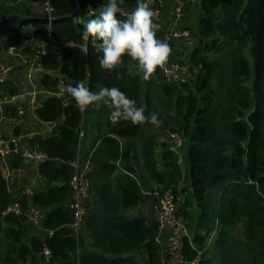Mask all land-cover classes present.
I'll return each mask as SVG.
<instances>
[{
  "label": "trees",
  "instance_id": "trees-1",
  "mask_svg": "<svg viewBox=\"0 0 264 264\" xmlns=\"http://www.w3.org/2000/svg\"><path fill=\"white\" fill-rule=\"evenodd\" d=\"M48 1L53 17L74 7L72 0ZM96 1L100 12L106 0ZM77 3L71 17H52V41L39 60L38 84L50 94L38 95L33 112L39 121L54 122L49 133L28 139L46 155L36 169L42 183L28 196L13 197L0 165V264H44L43 247L49 250L46 264H159L157 224L150 212L155 198L149 191L165 188L173 190L177 215L191 227L179 242L183 259L199 254L197 264H264V0H199L185 8V15L195 9L190 16L192 26L185 16L189 36L177 42L187 44L194 38V43L187 51L191 79L180 85L166 83L157 70L144 81L142 73L129 70L127 56L113 71L101 69L102 54L82 40L83 24L73 22L77 16L84 22L88 19L86 0ZM120 7L132 12L136 0H124ZM10 13L19 16L12 14L0 21V50L20 47L30 34L46 38V21L32 16L25 2L0 0V18ZM154 23L160 25L157 38L163 40L162 24ZM22 50L28 52L26 44ZM58 77L63 85L83 81L92 92L118 87L146 115L156 113L161 121L156 129L165 138L173 132L190 139L187 158L181 154L186 170L179 163L181 150L170 149L167 139L151 134L138 142L142 127L153 125H113L109 120L112 109L103 103L80 113L73 101L54 95ZM1 87L8 94L16 92L8 81ZM4 115L14 117V108L5 105ZM81 120L86 134L92 136L91 167L84 234L76 238L67 203L71 198L69 162L76 154V127ZM16 157L9 158L8 164L16 162ZM181 180L186 186H180ZM13 199L19 202L21 213L4 214ZM143 203L149 216L127 213ZM191 204L197 208L193 219L187 212ZM29 207L41 212V230L30 229ZM237 224L242 238L231 233ZM215 228L212 248L204 247Z\"/></svg>",
  "mask_w": 264,
  "mask_h": 264
},
{
  "label": "built area",
  "instance_id": "built-area-1",
  "mask_svg": "<svg viewBox=\"0 0 264 264\" xmlns=\"http://www.w3.org/2000/svg\"><path fill=\"white\" fill-rule=\"evenodd\" d=\"M170 6V19L168 26L164 28L163 41L169 43L177 42V40L185 39L189 36V29L184 25L185 8L196 4L199 0H167ZM147 2V0H146ZM97 4L96 0H86L87 12L86 18H94L99 14L98 9L95 8ZM37 5L40 8V16L45 18L46 21V38L38 39L31 34L23 40V45L20 47L8 46L3 49L2 53L6 60V63H0V119L5 117L4 107L5 105H13L17 99V92L14 94H8L3 89L2 83L19 67L21 70L22 79L24 78L28 90L26 92L28 98L36 103L38 95H49L50 93L42 91L38 84L39 73L42 72L39 60L48 51V43L52 41V37L49 31V23L53 17V8L49 4L48 0H37ZM162 5V0H151V8L156 12L154 21L158 19V13ZM51 7L52 12L49 13L48 9ZM122 15L131 13L126 9H121ZM87 19V20H88ZM30 32V30H29ZM27 45L28 54H24L22 48ZM68 44L70 43H63ZM62 44V45H63ZM58 49L57 46L54 47ZM159 77L166 83L183 84L191 79V68L188 62H180L173 60L169 57L168 63L163 68H157ZM59 86L63 85L60 77H58ZM59 95V89L54 94ZM14 117H21L24 113L21 105H13ZM37 122L41 125V132L49 133L52 129L54 122ZM38 134V133H37ZM76 134L78 138L77 150L73 159L69 162L71 167V175L68 181V185L71 189V198L67 203L68 208L72 214V221L70 223L73 235L77 238L82 230V220L85 214L84 203L88 198V179L87 175L90 169L91 160L89 159L90 151L84 158H81L78 151L81 145V141L85 138L84 122L81 120L76 127ZM35 133H28L27 138H32ZM23 136L18 134L2 135L0 133V165L3 167L7 165V160L13 156H18L21 160L30 162L34 165H38L39 162L46 159V155L41 152L37 145H31L28 141L23 139ZM179 136L176 133L168 132L167 140L170 144V149H176L178 147ZM90 150V149H89ZM143 193H148L143 191ZM150 196L155 198V202L152 205V216L157 224V235L155 236V242L159 245L160 250L166 253H175L178 251L179 242L182 237H187V230L182 222V219L177 215V199L171 188H165L161 191L152 189L149 191ZM26 212L27 222L37 230L40 229L41 212L38 208L29 207ZM4 214L19 215L21 213V206L16 199H13L7 204L3 210ZM51 233L50 230L47 232ZM213 232L205 241V245L209 246ZM163 236V238H162ZM204 246V247H206ZM43 263L46 264L49 261V250L43 247L40 252ZM199 254L194 258L185 260L180 258L178 264H197Z\"/></svg>",
  "mask_w": 264,
  "mask_h": 264
},
{
  "label": "clouds",
  "instance_id": "clouds-1",
  "mask_svg": "<svg viewBox=\"0 0 264 264\" xmlns=\"http://www.w3.org/2000/svg\"><path fill=\"white\" fill-rule=\"evenodd\" d=\"M123 3L124 0H106L94 18L84 22L77 16L73 22L83 24L82 40L102 54L99 58L101 69L111 72L123 64L127 56L136 62L143 80L149 81L157 68H163L168 63L172 48L169 43L157 38L160 25L154 23L157 14L150 6L151 0H136L135 9L121 19L118 14H122L120 5ZM48 11L52 12L51 7ZM83 51L87 54V46ZM59 95L66 101H73L80 113L90 106L100 108L102 103L107 104L112 109L109 120L113 125L121 122L133 126L161 124L156 113L146 115L145 109L137 107L136 101L128 98L118 87H101L98 92H92L82 81L75 86L60 85Z\"/></svg>",
  "mask_w": 264,
  "mask_h": 264
},
{
  "label": "crops",
  "instance_id": "crops-1",
  "mask_svg": "<svg viewBox=\"0 0 264 264\" xmlns=\"http://www.w3.org/2000/svg\"><path fill=\"white\" fill-rule=\"evenodd\" d=\"M32 4L37 5V0H34ZM38 15L39 16L41 15L40 9L38 11ZM157 17H158L157 19L158 22L162 24L163 28H166L168 26L170 19V6L168 5L167 0H162V5L160 7ZM27 29L31 30V28H27ZM175 44L184 45L185 43H180V41L173 42L171 46L173 53H174ZM2 51L3 50H0V63H6ZM23 53L25 55L28 54V52L26 51H23ZM135 64L136 62L131 60V63L129 65V70L140 75L141 72L137 69ZM5 81L10 82L15 87L18 96L14 104L21 105L24 113L21 117L13 118V117L5 116L1 118L0 133L5 136L9 134H18L20 136H23L24 137L23 139L25 141H28V139H30L27 138L28 133H35V134L38 133L39 135H44L45 132H41L42 131L41 125L37 122L38 119L36 118L33 112L38 103V99L36 100L37 101L36 103H33L28 98L26 94L28 87L26 85L24 78L22 79L20 68L17 67L16 72L12 73ZM13 105H9V106L13 107ZM156 127L157 126H153V127L143 126L141 129V137L140 140L138 139V142L140 143L145 138L143 136H145L146 134L151 135L152 134L151 132L155 131ZM142 131H144V133H142ZM91 138L92 136L88 137V135L86 134L85 138L81 141V145L78 151L81 158H84L87 155L90 149ZM158 139H162V137L161 138L158 137ZM16 158H18L17 161L11 164H8L9 161L7 160V165L5 164L3 167L1 166V173L5 178L7 190L10 193H12L13 197L18 196L19 194H24L28 196L41 185L42 180L36 172L37 169L36 165L27 161H23L19 157ZM151 208L152 206L150 207V212H151ZM148 209H149L148 206L145 203H143V204H138L135 207L127 210V213L134 216V213L139 211L141 214L146 215V211H148ZM30 229L37 231V229H35L31 225H30ZM80 234L81 235L84 234L83 229L81 230ZM180 258L181 256L178 251H176L175 253H166L160 250L159 252V261H160L159 264H178ZM138 260L140 262L141 259L138 257Z\"/></svg>",
  "mask_w": 264,
  "mask_h": 264
},
{
  "label": "rangeland",
  "instance_id": "rangeland-1",
  "mask_svg": "<svg viewBox=\"0 0 264 264\" xmlns=\"http://www.w3.org/2000/svg\"><path fill=\"white\" fill-rule=\"evenodd\" d=\"M22 2H25L26 5H28V8L30 10V13L32 16H39L38 15V11H39V6L38 5H33V1L34 0H20ZM6 3V2H5ZM195 13V9L193 8L191 11H190V14L189 13H186V21H188L187 23L189 24V26H192V23H191V20H190V16L192 17L193 14ZM194 43V38H192V40L188 41L187 44H184V45H178V44H175L174 46V53L173 55H171V58L173 60H176V61H180V62H188V58H187V51L189 49V47L192 46V44ZM190 81V80H189ZM161 130H156L155 131H152L151 133L153 135H156V137L158 136L159 138L162 137V139H159V140H166L167 138H165V135H163L161 132ZM142 133H144V131H142ZM162 134V135H161ZM85 135H86V130H85ZM91 135H88V137H90ZM149 134H146L145 136L143 137H148ZM157 137V138H158ZM181 138H179L180 140ZM171 144V143H170ZM181 154H182V151L178 153V159H179V163L181 165V170L184 171L186 170V165L182 162V159H181ZM185 185V181L184 180H181V184L180 186H183ZM186 186V185H185ZM187 212H188V215H189V218H194L195 215H196V212H197V208L194 204H191L190 206L187 207ZM136 213H140L139 211L135 212L134 215ZM130 215V214H129ZM146 215L149 216V211H146ZM151 215H152V212H151ZM132 216V215H130ZM183 219V218H182ZM186 230L188 233H190V230H191V227L188 223V220L184 219L182 220ZM216 228L214 229L213 231V235H214V232H215ZM231 233L232 235L236 236V237H239V238H242V228H241V225L240 224H237L235 225L232 229H231ZM206 246V245H205ZM206 247H210L209 249L212 248V244L210 246H206ZM206 258V257H205Z\"/></svg>",
  "mask_w": 264,
  "mask_h": 264
},
{
  "label": "water",
  "instance_id": "water-1",
  "mask_svg": "<svg viewBox=\"0 0 264 264\" xmlns=\"http://www.w3.org/2000/svg\"><path fill=\"white\" fill-rule=\"evenodd\" d=\"M72 1H73V3H74V7H73L72 11H70V12H68V13H65V14H63V15L54 16L53 19H58V18H69V17H71V16L75 13V11H76V9H77V7H78L77 0H72ZM12 14L15 15L16 13L6 14V15H4L3 17L0 18V21H2L3 19L7 18L9 15H12ZM16 15H18V14H16ZM18 16H19V15H18ZM38 17H40V18H42L43 20H45V18L42 17V16H38ZM190 145H191V141H190V139H189L188 137H186V138H182V139H180L179 142H178V148L182 151V154H183V156H184L185 159H186L187 156H188V151H189V147H190Z\"/></svg>",
  "mask_w": 264,
  "mask_h": 264
}]
</instances>
